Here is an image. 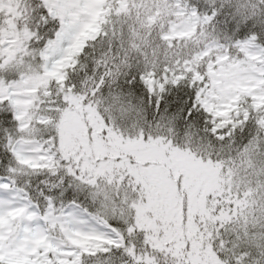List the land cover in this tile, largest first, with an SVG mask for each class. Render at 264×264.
Returning a JSON list of instances; mask_svg holds the SVG:
<instances>
[{"label":"snow or ice","instance_id":"1","mask_svg":"<svg viewBox=\"0 0 264 264\" xmlns=\"http://www.w3.org/2000/svg\"><path fill=\"white\" fill-rule=\"evenodd\" d=\"M0 264H264V0H0Z\"/></svg>","mask_w":264,"mask_h":264}]
</instances>
